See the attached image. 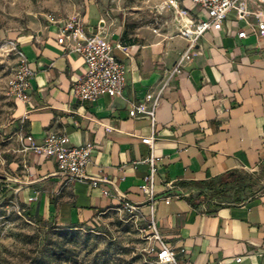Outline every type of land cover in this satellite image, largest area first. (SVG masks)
<instances>
[{"label": "crops", "instance_id": "1", "mask_svg": "<svg viewBox=\"0 0 264 264\" xmlns=\"http://www.w3.org/2000/svg\"><path fill=\"white\" fill-rule=\"evenodd\" d=\"M183 7L195 20L209 18L191 3ZM248 8L264 14L259 0H249ZM115 13L111 9L107 18L93 6L81 20L86 32L124 45L114 50L126 66L124 91L115 98L75 97L87 66L69 51L60 26L47 22L14 38L35 72L29 101L15 99L24 169L20 200L33 216L64 228L96 225L109 212L134 206L144 222L154 214L179 264H264V18L248 21L231 12L182 61L189 42L178 35L173 12H158L170 20L129 35ZM141 105H156L155 124L136 113ZM54 132L72 146L93 144L86 174L108 183L68 182L54 159L24 150ZM152 136L153 147L143 143ZM151 158L153 197L142 190ZM233 173L249 180L247 189L196 204L190 198L198 192L182 185Z\"/></svg>", "mask_w": 264, "mask_h": 264}, {"label": "rangeland", "instance_id": "2", "mask_svg": "<svg viewBox=\"0 0 264 264\" xmlns=\"http://www.w3.org/2000/svg\"><path fill=\"white\" fill-rule=\"evenodd\" d=\"M158 4V0H0V264H158L152 253L158 244L144 232L146 223L125 209L109 212L94 226L69 228L68 235L64 228L23 211L27 206L17 191L24 176L22 132L9 87L20 62L14 38L47 24L49 15L83 20L94 6L109 18L114 9L122 14L129 35L170 20L158 13Z\"/></svg>", "mask_w": 264, "mask_h": 264}, {"label": "built area", "instance_id": "3", "mask_svg": "<svg viewBox=\"0 0 264 264\" xmlns=\"http://www.w3.org/2000/svg\"><path fill=\"white\" fill-rule=\"evenodd\" d=\"M264 3V0H259ZM184 2L198 6L207 12L208 20H195L190 16L188 10L184 9ZM249 0H161L156 6L160 13L173 12L178 23V35L188 40L189 46L182 61L190 56L199 40L211 29L213 23L221 22L228 18L231 12H237L241 19L248 20L252 15L264 18L262 12L253 13L248 8ZM47 21L50 24L58 25L61 28V36L66 40L68 49L71 53L81 56L86 63L87 71L75 86V97L80 101L93 102L101 97L109 96L115 98L122 95L126 85V66L114 53L115 48L124 50V45L118 43L115 46L99 35H93L85 31L84 24L78 18H60L49 15ZM251 25V23H249ZM246 32L240 33V38H246ZM17 56L20 59L19 66L10 81L9 87L12 96L22 102L30 99L29 90L30 80L35 76V72L30 69L28 60L18 47L13 43ZM180 73L179 69L175 70ZM157 105V104H156ZM156 105L147 109L145 106H136L135 111L138 115L150 117L155 124ZM154 137L143 139V143L153 147ZM25 151H33L48 159H54L57 163V174L66 178L68 182L91 181L94 188H98L102 183H108L107 179L90 178L86 174L88 165L92 161L94 145L91 143L82 146H72L67 136L59 133H50L44 143L39 146H28ZM151 165V176L145 180L142 190L148 191L154 196L153 178L157 171L154 158L147 160ZM104 195L109 196L110 192L103 190ZM182 197V195L178 196ZM37 198H30L29 202L36 201ZM171 199H167L170 203ZM125 210L136 215L138 220H142L137 215V208L127 205ZM144 232H150L151 239L156 245L152 248V253L157 256L158 264H179L178 255L175 250L168 246L161 238L154 214L149 221H145ZM241 262L242 259L237 260Z\"/></svg>", "mask_w": 264, "mask_h": 264}, {"label": "trees", "instance_id": "4", "mask_svg": "<svg viewBox=\"0 0 264 264\" xmlns=\"http://www.w3.org/2000/svg\"><path fill=\"white\" fill-rule=\"evenodd\" d=\"M185 187H190L198 192L196 197H191L190 201L194 204H196L199 200H206L209 195L212 197H220L225 196L227 193L231 191L241 192L249 186V180L245 177L238 176L236 173L228 174L226 176H223L221 178H218L216 180H211L207 182H193V183H182ZM26 205V204H25ZM27 206V205H26ZM25 213H28L32 219H35L37 221H42L44 223L50 224L52 226H57L53 222L44 221L43 219H40L36 216H33L30 208L27 206V208L23 209ZM94 226V225H91ZM80 226L75 227H68L64 228L65 235H68L69 228H78ZM153 260H157V256L153 255Z\"/></svg>", "mask_w": 264, "mask_h": 264}]
</instances>
